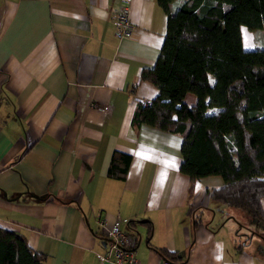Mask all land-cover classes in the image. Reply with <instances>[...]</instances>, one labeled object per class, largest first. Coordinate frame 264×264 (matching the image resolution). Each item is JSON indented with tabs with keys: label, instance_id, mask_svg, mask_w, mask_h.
Wrapping results in <instances>:
<instances>
[{
	"label": "crops",
	"instance_id": "crops-1",
	"mask_svg": "<svg viewBox=\"0 0 264 264\" xmlns=\"http://www.w3.org/2000/svg\"><path fill=\"white\" fill-rule=\"evenodd\" d=\"M127 1L134 31L117 38L123 0H0V227L24 234L43 264H112L96 253L100 223L115 218L139 264H264V225L209 201L218 176L195 179L187 197L179 134L131 125L136 100L156 93L139 72L157 57L165 14ZM113 151L130 156L122 179L107 173Z\"/></svg>",
	"mask_w": 264,
	"mask_h": 264
},
{
	"label": "trees",
	"instance_id": "trees-1",
	"mask_svg": "<svg viewBox=\"0 0 264 264\" xmlns=\"http://www.w3.org/2000/svg\"><path fill=\"white\" fill-rule=\"evenodd\" d=\"M170 1L155 0L165 14L164 34L156 59L140 69L139 78L156 93L136 100L131 125L178 133L187 197L195 179L218 176L220 184L207 191L209 201L238 210L254 229L264 225V47L243 48L239 26L264 30V0H180L173 9ZM186 93L193 102L183 100ZM129 158L113 151L108 175L122 179ZM158 251L170 262L180 259ZM44 259L24 234L0 227V264Z\"/></svg>",
	"mask_w": 264,
	"mask_h": 264
},
{
	"label": "built area",
	"instance_id": "built-area-1",
	"mask_svg": "<svg viewBox=\"0 0 264 264\" xmlns=\"http://www.w3.org/2000/svg\"><path fill=\"white\" fill-rule=\"evenodd\" d=\"M128 1L123 0L112 15L113 33L115 37H127L134 31V25L129 19ZM143 100V99H142ZM144 102L147 100H143ZM103 109L102 105H96ZM120 219H113L109 224L100 223L104 240V250L96 253L98 261H109L112 264H139L134 255V244L127 234L119 227ZM162 264H169L162 260Z\"/></svg>",
	"mask_w": 264,
	"mask_h": 264
},
{
	"label": "rangeland",
	"instance_id": "rangeland-1",
	"mask_svg": "<svg viewBox=\"0 0 264 264\" xmlns=\"http://www.w3.org/2000/svg\"><path fill=\"white\" fill-rule=\"evenodd\" d=\"M239 27H241L242 30H246L250 34V37L249 36L245 37L244 41L247 43L250 42L251 48H263L264 47V30L262 28L257 27V28L248 29L242 24ZM220 28H221V21H218L215 24V30L219 31ZM183 100L186 101L187 103H191L192 101H194V95L192 93H186ZM207 110L211 111L210 109H207ZM235 211H238V210H235Z\"/></svg>",
	"mask_w": 264,
	"mask_h": 264
}]
</instances>
